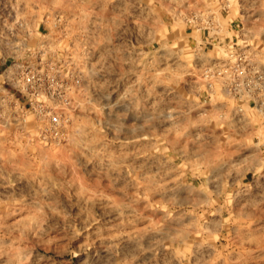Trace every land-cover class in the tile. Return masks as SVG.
I'll return each instance as SVG.
<instances>
[{"label": "rangeland", "instance_id": "rangeland-1", "mask_svg": "<svg viewBox=\"0 0 264 264\" xmlns=\"http://www.w3.org/2000/svg\"><path fill=\"white\" fill-rule=\"evenodd\" d=\"M239 48L264 73V0H0V73L81 78L49 146L57 89L0 76V264H264V78L213 73Z\"/></svg>", "mask_w": 264, "mask_h": 264}, {"label": "built area", "instance_id": "built-area-1", "mask_svg": "<svg viewBox=\"0 0 264 264\" xmlns=\"http://www.w3.org/2000/svg\"><path fill=\"white\" fill-rule=\"evenodd\" d=\"M230 60L225 61L222 66H219L213 73L226 78V85L229 89L237 88L242 84L248 85L252 81L261 80L264 78V73L256 67L248 66V53L244 49H232L230 52ZM8 65L0 73L4 82L11 85L12 89L20 87L22 90L30 94L35 90L38 84L40 91L45 94L47 86H54L60 97L63 98V104L54 103L52 106L41 102L39 104L42 110L46 106H50L45 111L44 118L41 119L39 125V138H41L49 146H58L68 134V129L71 124V111L65 104L70 102L69 93L74 88L75 84H81V78L77 74L74 81L59 80L51 74L43 75L36 70L33 63L20 61L18 59L6 60ZM46 82V83H45ZM31 105V104H30Z\"/></svg>", "mask_w": 264, "mask_h": 264}]
</instances>
